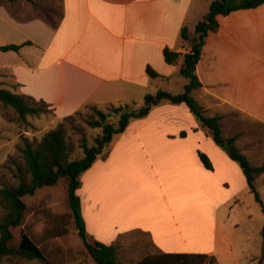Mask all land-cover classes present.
Listing matches in <instances>:
<instances>
[{"label":"crops","instance_id":"obj_1","mask_svg":"<svg viewBox=\"0 0 264 264\" xmlns=\"http://www.w3.org/2000/svg\"><path fill=\"white\" fill-rule=\"evenodd\" d=\"M213 1L0 0V88L47 103L59 120L86 107H141L147 94L165 91L181 74L195 27ZM54 5L61 8L55 23L48 18ZM218 21L197 65L203 87L194 95L208 115L223 117L222 129L232 111L264 125V5ZM184 28L189 41L182 38ZM5 46L21 48L1 50ZM167 48L182 54L176 65L166 63ZM148 67L159 77H151ZM200 152L213 170L204 166ZM81 185L88 235L99 214L101 225L114 224L113 243L140 231L158 254L215 255V246L192 249L186 237L171 240L183 235L172 198L182 197L185 208L200 207L204 192H223L214 206L218 216L228 214L225 208H233L249 189L239 163L188 107L168 102L116 135L82 175ZM131 197L140 202L129 203ZM170 223L176 234H167Z\"/></svg>","mask_w":264,"mask_h":264},{"label":"rangeland","instance_id":"obj_2","mask_svg":"<svg viewBox=\"0 0 264 264\" xmlns=\"http://www.w3.org/2000/svg\"><path fill=\"white\" fill-rule=\"evenodd\" d=\"M52 8L54 14L49 15L48 18L55 23L61 17V8L55 5ZM174 78L172 84L165 85V91L173 94L183 93L185 90L183 81H186V77L177 74ZM33 102L41 106V102L36 100ZM113 108L108 106L102 111L109 114L110 122L117 123L118 115ZM95 116V110L92 107H86L73 119L64 121L57 119L54 111L49 107L40 115L22 119L15 110L0 104V189L18 184L16 175L17 168L24 165L21 152L24 142L38 143L52 129L62 126L71 147V158H82L83 139L86 138L92 146L101 133L100 129L88 126V121ZM223 129L225 137L239 136L238 146L253 165L264 164L263 124L240 112L232 111L227 115ZM257 188L264 201V175L257 181ZM81 189H83L82 185ZM81 193L87 195L84 190H81ZM222 193L204 192L203 205L200 207L185 208L182 197L172 198L183 235L171 240L180 242L186 237L189 242L187 248L192 249H210L211 246H215V255L211 256H215L216 264H264V212L261 205L250 189H247L238 196L240 201L233 208H225L229 211L228 214L221 213L216 216L215 202ZM68 195L69 179L63 177L57 185L45 187L34 195L24 197L23 200L27 204L25 219L20 227L13 229L12 243L18 246L23 234H27L41 249L45 260L14 257L6 258L4 264H96L79 237ZM129 199V203L140 202L138 197ZM130 211L134 214L139 213V209L134 211L130 209ZM152 212L150 215L153 218L154 213L159 214L158 209ZM4 214L0 200V221ZM92 218H95V221L92 219L94 223H90L92 232L89 233L90 241L106 244L107 242L103 241H110L109 245L116 244L119 260L123 264H136L148 255L158 254L146 233L131 231L121 235L117 242L113 243L114 224L104 222L101 225L99 214L93 215ZM167 230V234L174 232L172 223L168 225Z\"/></svg>","mask_w":264,"mask_h":264},{"label":"trees","instance_id":"obj_3","mask_svg":"<svg viewBox=\"0 0 264 264\" xmlns=\"http://www.w3.org/2000/svg\"><path fill=\"white\" fill-rule=\"evenodd\" d=\"M15 2L18 0H8ZM31 1V0H27ZM264 5V0H216L210 5L209 11L197 23L195 27L196 37L192 40L191 50L184 55L181 74L189 82L185 90L180 94H173L160 90L155 94H147L141 107L130 105L114 107L113 111L118 115V122L109 120V114L93 108L96 116L88 121V126L100 129L101 133L96 137L95 144L89 145L86 138L83 139L81 148L83 157L72 159L71 147L68 143L65 130L62 126L48 131L38 143L25 141L21 149L24 165L17 168L18 184L13 187L0 189V200L5 214L0 221V264H4L6 258L22 257L29 260H45L41 249L27 235L23 234L18 246L13 245V229L20 227L25 219L27 204L24 197L34 195L38 190L58 184L61 178L69 179L68 201L74 217L79 237L89 255L96 264H123L119 260L116 244L107 245L102 242L92 243L89 239L87 223L83 214L82 199L79 195L81 177L87 172L102 155L105 149L112 143L116 135L124 133L133 119L145 118L153 107L162 102L173 105H186L201 125L208 130L214 142L223 147L230 158L239 163L249 186L250 192L255 195L256 201L264 212V201L257 188V181L264 175V164L253 165L238 146V135L225 137L222 129L221 116H210L205 108L198 102L195 92L202 89L203 84L197 75V65L201 59L206 39L211 32L219 29V16H228L236 11L255 9ZM182 38L190 40L189 29L184 28ZM21 46L1 47L3 51H19ZM182 56L181 53L164 50L165 61L169 65H176ZM151 77H159L158 72L148 67ZM34 99L14 94L0 88V104L15 110L22 119L27 116H36L45 112L50 106L41 102L37 106ZM74 116L64 118V121L73 119ZM184 135V133H183ZM200 159L208 170H213L210 158L200 152ZM136 264H216L215 256L208 254H153L144 257Z\"/></svg>","mask_w":264,"mask_h":264}]
</instances>
